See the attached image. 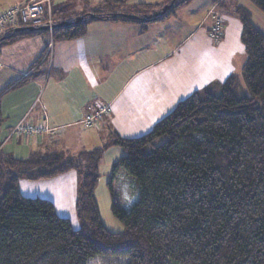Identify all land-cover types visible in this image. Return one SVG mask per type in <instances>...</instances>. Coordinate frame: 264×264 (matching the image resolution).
<instances>
[{"label": "trees", "instance_id": "16d2710c", "mask_svg": "<svg viewBox=\"0 0 264 264\" xmlns=\"http://www.w3.org/2000/svg\"><path fill=\"white\" fill-rule=\"evenodd\" d=\"M223 1L214 0L213 8ZM170 2L165 0L156 12ZM190 2L175 0L165 15L144 23L120 17L107 21L154 24ZM248 2L264 14V0ZM120 3L113 0L108 6ZM68 8L51 14L53 24L61 22L56 17H66ZM210 11L208 34L218 43L223 22ZM235 11L241 15L239 43L245 56L240 76L230 74L194 91L142 136L112 132L92 150L74 154L37 148L16 158L1 151V99L29 78L0 91V264H264V34L245 9L237 6ZM92 12L103 21L111 15L100 8ZM89 22L52 30V41L84 36ZM217 26V38L212 39ZM12 32L7 28L0 34L5 37L0 50L48 35ZM42 56L34 66L45 62ZM160 139L164 141L156 145ZM109 147L121 148L124 155L112 163L108 186L115 173L123 171L138 193L127 211L111 205L113 218L123 227L119 233L102 224L95 198L99 163ZM73 170L81 176L75 201L77 230L56 213L53 202L26 198L18 191L20 180H51Z\"/></svg>", "mask_w": 264, "mask_h": 264}, {"label": "crops", "instance_id": "0c3cea01", "mask_svg": "<svg viewBox=\"0 0 264 264\" xmlns=\"http://www.w3.org/2000/svg\"><path fill=\"white\" fill-rule=\"evenodd\" d=\"M27 1L0 0V14L12 7H22ZM101 2L102 0H50V10L52 14L67 6L70 9L72 5V8L77 6L72 11V16L56 17L61 22H71L75 17L93 14L92 11L100 8ZM44 9L47 11L46 5ZM208 12L191 23L194 30L189 36L183 33L178 38L175 37L173 45L167 21L159 23L162 28L157 33L160 34L163 30V38L167 37V50L177 51L186 45L188 37L200 33L202 21H208ZM175 16L181 18L184 15L179 10ZM160 25L92 20L88 23L84 36L68 41H53L50 55L46 51L45 56L42 53L50 40L49 33L3 47L0 50V91L23 77H28L29 81L21 88L6 93L1 99V113L5 118L1 135L5 141L1 151L13 156L19 155L15 157L21 159L28 156L32 146L54 151L58 138L70 133L72 137L65 140L63 149L76 154L79 149L81 152L99 148L112 132L136 133L143 118L137 122L133 119L131 105L128 106L129 99L137 95L138 103L133 110L139 109L140 117L153 114L156 99L142 92L139 85H134L133 79L136 73L155 66L162 59L154 60L150 55L155 50L153 35ZM18 26L19 23L15 26L6 25L0 30V34L7 28L14 29ZM160 43H164L163 40ZM169 54L170 52L167 55ZM41 56L42 60L45 58V62L34 66ZM149 57L152 58L149 60ZM212 59L213 56L205 65L195 59L194 63L182 61L181 67L183 71L186 65L192 67L187 71V76L189 81H193L197 72H213ZM134 60L139 61L137 68L130 65ZM131 84L137 92H131L121 105L119 100ZM104 105H109L108 114L93 129L87 128L83 124L85 118ZM19 123L31 128H46L48 133L37 138H12L9 133ZM91 130L94 132L90 133ZM61 185L60 189H63L64 184Z\"/></svg>", "mask_w": 264, "mask_h": 264}, {"label": "rangeland", "instance_id": "374dc122", "mask_svg": "<svg viewBox=\"0 0 264 264\" xmlns=\"http://www.w3.org/2000/svg\"><path fill=\"white\" fill-rule=\"evenodd\" d=\"M110 1L113 0L103 1V3L100 4V9L103 12L118 11L127 13L117 14H141V16L155 13L159 6L163 5L165 2V0H122V3L119 5L108 6ZM28 2L29 0L24 5ZM212 2L213 0H191L187 6L181 8V12L184 16L179 18V16H175L178 12H175V15L164 20L167 21L166 23L169 25V32L171 33L170 41L172 45L174 44L175 37L178 38L183 33H186L187 36L191 34L194 30L193 25L191 27V23L193 24L196 18L200 16L204 17L205 14L214 7ZM138 4H146L149 6L142 9L136 6ZM72 6L71 9L68 8L67 16H72L74 14L72 11L76 10L77 6L73 8ZM237 6H241V8L249 13L252 23L264 34V14L252 6L248 0H224L218 8L216 7L214 9L215 14L220 16L223 22V36L221 42L218 43H214L209 38L208 26H210L211 20L208 19L207 22H205V20L202 21V30L200 33L198 32L195 36L188 37L185 46L177 49L175 52H171V50H167V37L165 36L163 38V30H161L160 34L157 33L162 28L159 23H163L164 21L150 24L160 25L157 26L158 28H156L157 30L154 32L155 34L153 36L155 37H153V45L155 50L153 53H150V55L154 57V60H158L159 58L162 59L157 61L158 63H156L155 66L152 65L142 71H139L141 68H138L139 72L136 73L133 80L135 81L134 85H139L142 92L152 95L156 99L153 107V114L149 117H140L139 109L133 110L138 103L137 95L129 99L128 106L131 105V115H133V119L136 122L138 119H143L140 120L139 130L136 133L122 132L120 133L121 136L136 137L148 133L158 121L165 118L174 109L178 102L190 96L193 90L196 89L195 91H198L206 87L211 81H222L230 74L240 76V68L245 62V56L239 43L241 15L236 14L235 9ZM163 26H165V24H163ZM160 38L164 43H160V41H162L159 40ZM199 39H201L200 42ZM169 52L170 54L167 55ZM212 56L211 66L213 72L208 73L205 70L201 73L197 72L192 78L193 81H189L187 71L192 67L186 65L184 72L182 70L183 67H181L182 61L194 63L195 59L196 62H204L205 65L206 61H210ZM152 57H149V60ZM138 62V60L131 61L130 65L132 67L136 66L137 68ZM199 81L200 83H198ZM242 88L244 89V93L248 95L244 86ZM131 92H137L133 84L123 92L119 100L121 105H123L125 98L128 97ZM93 132L94 130L90 131V133ZM16 137L22 139V137L24 138L25 136H14L12 138ZM70 137H72V135L67 133L65 136L62 135L58 138L54 151L64 152L65 140ZM163 141L164 139H160L156 145L161 144ZM105 142L104 140V143ZM30 149L35 150L37 147L32 146ZM78 152H80V149ZM123 155L124 152L121 148L117 147H109L104 151L99 163L100 177L95 192L101 222L113 233L122 232L123 227L113 218L111 205L115 204L119 209L127 211L138 200L135 182L123 171L115 173L111 188L108 186L111 165ZM80 179L81 176L79 171L73 170L51 180H20L18 182V191L21 196L26 198L47 199L53 202L56 213L60 217L67 218L72 228L77 230L79 228V223L76 218L75 201L78 195L77 190H79ZM61 184H64L63 189H60L62 186Z\"/></svg>", "mask_w": 264, "mask_h": 264}, {"label": "built area", "instance_id": "2783aa9c", "mask_svg": "<svg viewBox=\"0 0 264 264\" xmlns=\"http://www.w3.org/2000/svg\"><path fill=\"white\" fill-rule=\"evenodd\" d=\"M49 2L50 0H29V2L22 7H12L4 11L2 14H0V30L5 28L6 25L15 26L18 25V23L24 26H49L48 33L50 36V40L46 46V51L50 55L53 43L51 37L52 30L50 27L52 26L53 21ZM44 5L47 6V11H45ZM211 13H214V8L210 11V14ZM217 29L218 26L212 28V33H210L212 39L217 38ZM108 112L109 105H104L100 107V109L96 113L86 117L83 121V124L87 128H92L98 121H100L104 116H106ZM43 133L47 134L48 130L46 128L40 127H26L19 123L13 128L9 136H25L26 138H30L32 137V135H36L34 137H40V135Z\"/></svg>", "mask_w": 264, "mask_h": 264}, {"label": "water", "instance_id": "95a60500", "mask_svg": "<svg viewBox=\"0 0 264 264\" xmlns=\"http://www.w3.org/2000/svg\"><path fill=\"white\" fill-rule=\"evenodd\" d=\"M175 0H171V2L169 4H166L165 6H163L158 12L153 13L151 15H146V16H134V15H130V14H111L108 16H105V20H109V19H114L116 17H120L123 19H127V20H132V21H138L141 23H144L146 20L152 19V18H157V17H161L163 15H165L166 12H168L174 5ZM102 19V17H98L94 14H85L82 17L79 18H75L73 21H67V22H60L57 24H52V26L50 27L51 30H55V29H61V28H65L70 26L71 24L76 25L82 22H86V21H92V20H100ZM48 32L49 31V26H44V25H39V26H25V27H16L13 29L12 35L14 33H19V32ZM5 37H1L0 41H2Z\"/></svg>", "mask_w": 264, "mask_h": 264}, {"label": "clouds", "instance_id": "9594fccd", "mask_svg": "<svg viewBox=\"0 0 264 264\" xmlns=\"http://www.w3.org/2000/svg\"><path fill=\"white\" fill-rule=\"evenodd\" d=\"M22 26H24V25H22Z\"/></svg>", "mask_w": 264, "mask_h": 264}, {"label": "bare ground", "instance_id": "6f19581e", "mask_svg": "<svg viewBox=\"0 0 264 264\" xmlns=\"http://www.w3.org/2000/svg\"><path fill=\"white\" fill-rule=\"evenodd\" d=\"M15 86V85H14Z\"/></svg>", "mask_w": 264, "mask_h": 264}]
</instances>
